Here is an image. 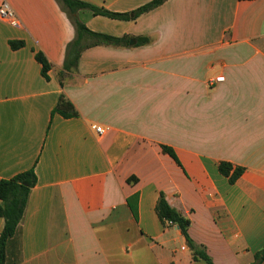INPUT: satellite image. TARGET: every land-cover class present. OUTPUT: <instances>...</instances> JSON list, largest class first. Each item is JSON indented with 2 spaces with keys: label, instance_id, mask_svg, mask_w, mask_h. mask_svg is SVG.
<instances>
[{
  "label": "crops",
  "instance_id": "obj_1",
  "mask_svg": "<svg viewBox=\"0 0 264 264\" xmlns=\"http://www.w3.org/2000/svg\"><path fill=\"white\" fill-rule=\"evenodd\" d=\"M80 1L129 14L154 0ZM4 3L21 27L0 19V181L37 177L8 264H208L160 221L161 194L212 264H264V0H166L135 20L81 10L126 42L87 48L62 80L76 31L61 6ZM61 96L78 117L53 112ZM221 162L243 170L234 185Z\"/></svg>",
  "mask_w": 264,
  "mask_h": 264
},
{
  "label": "trees",
  "instance_id": "obj_2",
  "mask_svg": "<svg viewBox=\"0 0 264 264\" xmlns=\"http://www.w3.org/2000/svg\"><path fill=\"white\" fill-rule=\"evenodd\" d=\"M61 6L62 10L67 14L71 23L73 24L76 37L70 42L66 49L65 62L63 73H61V80L63 75L70 73L77 68V64L81 54L84 50L97 44H113L121 45L126 42L125 38H113L106 35L96 34L90 31L78 19V12L81 10H88L95 16H103L115 20H135L140 15L149 12L150 10L160 6L166 0H154L151 3L133 11L132 13H113L104 8L96 7L89 3L80 0H56ZM139 44H145L147 39H140ZM13 50H18L24 46L23 42H10ZM35 59L42 66V76L49 79L48 73L51 70V64L42 52L35 54ZM61 86L63 83L61 81ZM55 114L62 116L65 119L76 118L79 116L78 111L74 105L61 96L54 111ZM163 152L178 162L175 152L172 148L163 146ZM221 175L228 179L229 184L234 185L242 175V169H233L232 165L226 162L219 163L218 166ZM37 183V177L34 169L20 173L10 179L0 181V218L4 220V228L0 234V264H8L7 252L8 247L15 240L19 225L21 224L27 203L30 197L31 190ZM156 213L160 221L165 225L171 222L178 226L181 233L187 240V244L194 251L195 259H203L208 264H212L211 259L205 251L199 250L194 244L188 234L190 221L181 216L175 209H173L166 201L163 194L159 196L156 204ZM257 262L264 260V249L256 255Z\"/></svg>",
  "mask_w": 264,
  "mask_h": 264
},
{
  "label": "built area",
  "instance_id": "obj_3",
  "mask_svg": "<svg viewBox=\"0 0 264 264\" xmlns=\"http://www.w3.org/2000/svg\"><path fill=\"white\" fill-rule=\"evenodd\" d=\"M0 19L8 22L12 27L14 28H20L21 25L19 21L17 20L13 10L11 7L7 4L4 3L0 7ZM225 81V78L223 76H219L214 79V83H222ZM98 135H102L105 133V128L101 126H94L93 127ZM167 225H173L171 222H167Z\"/></svg>",
  "mask_w": 264,
  "mask_h": 264
},
{
  "label": "rangeland",
  "instance_id": "obj_4",
  "mask_svg": "<svg viewBox=\"0 0 264 264\" xmlns=\"http://www.w3.org/2000/svg\"><path fill=\"white\" fill-rule=\"evenodd\" d=\"M125 239L126 240H129V241L132 240L131 237H129V235H128V238L125 237Z\"/></svg>",
  "mask_w": 264,
  "mask_h": 264
}]
</instances>
